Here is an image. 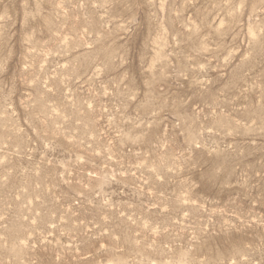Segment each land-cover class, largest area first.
Returning <instances> with one entry per match:
<instances>
[{
  "label": "rangeland",
  "instance_id": "obj_1",
  "mask_svg": "<svg viewBox=\"0 0 264 264\" xmlns=\"http://www.w3.org/2000/svg\"><path fill=\"white\" fill-rule=\"evenodd\" d=\"M0 264H264V0H0Z\"/></svg>",
  "mask_w": 264,
  "mask_h": 264
}]
</instances>
